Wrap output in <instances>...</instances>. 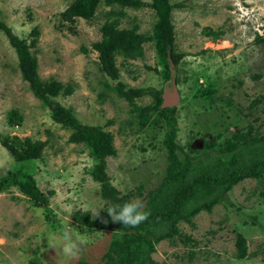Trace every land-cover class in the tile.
Listing matches in <instances>:
<instances>
[{"label": "rangeland", "instance_id": "1", "mask_svg": "<svg viewBox=\"0 0 264 264\" xmlns=\"http://www.w3.org/2000/svg\"><path fill=\"white\" fill-rule=\"evenodd\" d=\"M139 1L140 9L124 10L126 17L120 28L135 25L139 34L148 36L156 22L155 13L149 7L151 0ZM72 2L0 0V18L27 43L34 38L32 32L39 31L31 49L37 58L39 78L71 86V95L54 100L72 109L82 124L100 126L112 134L117 155L106 159L110 182L122 194L130 193L131 201L144 202L145 196L166 178L167 153L161 143L164 131L154 126L140 129L126 101L114 93H105L101 98L98 95L104 90L103 82L169 91L170 82L159 75L161 67L157 66L151 42L143 44L141 59L116 58L117 80L105 76L99 70L98 54L92 44L100 40L102 13L109 9H98L92 20L76 18L69 26L61 21L60 13ZM170 2L183 3L171 13L174 46L181 55L175 141L188 153V146L202 152L205 142L211 141L215 147L237 133L252 138L263 136L264 0ZM208 31H221L223 35L212 41L205 35ZM196 81L201 88L210 85L215 90L209 98L212 104L202 95L195 96ZM150 101L145 96L135 102L148 105ZM13 112L21 118L15 125L9 120ZM69 134L51 120L49 109L28 89L5 32L0 31V135L45 144L41 158L31 164V173L47 199V208H43L16 188L0 192V264H79L82 259L90 264L103 262L111 241V226L105 215L112 206L100 198L99 186L88 173L93 161L87 149L69 143ZM207 152L216 154L218 149ZM24 166L16 163L0 144V179ZM206 200L201 198L195 204L200 210L192 225L179 222V235L155 244L150 254L152 262L264 264V174L227 189L210 212L205 208ZM94 210L98 215H93ZM78 212L89 213L105 232L89 234L84 227L68 229ZM53 220L63 225L62 232L66 234L52 230ZM51 236L56 237L55 247ZM239 237L244 240L245 251L241 260L237 258ZM65 246H73L71 254L62 251Z\"/></svg>", "mask_w": 264, "mask_h": 264}, {"label": "trees", "instance_id": "2", "mask_svg": "<svg viewBox=\"0 0 264 264\" xmlns=\"http://www.w3.org/2000/svg\"><path fill=\"white\" fill-rule=\"evenodd\" d=\"M141 6L142 3L139 0H73L66 10L60 13V19L70 23L69 26H71L76 18L92 20L98 9L108 8L107 12L102 13L104 21L100 26V40L92 44L98 54L99 70L111 80H117L119 69L116 66V58L120 57L123 61L141 59L144 55L143 44L151 42L154 46L157 66L161 67L159 75L166 83L169 82L170 64H172L175 70V83L178 85L177 74L181 55L176 52L174 46L175 36L171 13L174 8L182 7L183 3L173 5L170 0H151L149 7L155 13L156 22L151 35L148 36L139 34L135 25H132L130 29L120 28L121 21L126 17L124 10H137ZM68 28L71 30V27ZM0 31L5 32L9 45L16 55L21 78L28 83V89L49 109L51 120L70 132L68 142L83 145L87 149L93 161L88 173L92 181L99 186L100 198L111 206L130 202L131 194H122L113 187L106 172V159L117 155L112 134L100 126L82 124L72 109L59 105L54 100L60 95L64 97L71 95L73 92L71 86L54 79L42 81L39 78L37 58L31 52V49L35 47L39 31L35 29L31 35L34 38L27 43L15 36L1 18ZM205 35L215 41L223 35V32L208 31ZM153 70L156 72L157 69ZM195 84L197 85L198 81ZM102 85L104 90L99 93L98 98L104 97L105 93H114L127 102L130 114L140 129L154 126L164 131L161 143L167 153L168 165L163 183L144 198V211L149 214L146 221L137 227L128 228L121 223L113 222L106 213L105 219L111 226V241L101 264H154L150 254L154 251L155 244L166 239L171 240L179 235V222L192 225L193 218L200 210L195 204L201 198L207 199L205 208L207 212H210L212 206L222 199L227 189L246 178H259L264 174V135L252 138L249 135L237 133L231 140H226L215 147L213 142H205L202 152L188 146L186 147L188 153H184V149L175 141L178 132L176 107L160 108L163 90H155L152 87L132 88L121 82L115 85L103 82ZM213 94L215 90L210 85L206 88L196 86L195 96L202 95V98L210 104L212 102L209 98ZM145 96H149L150 103L137 105L136 99ZM10 118L11 125L20 123L21 118L15 112L10 114ZM0 144L16 163L25 165L21 170H15L0 179V192L16 188L36 206L47 208V199L41 195L31 173V164L41 158L45 144L38 141L32 142L28 138L10 139L2 135H0ZM210 148L218 149V152L210 155L207 152ZM178 152L182 154V157ZM50 227L61 235L66 234L62 232L64 227L58 221L53 220ZM80 227H84L89 234L105 232L100 224L98 225L90 218L89 213H75L73 221L67 225V228L72 231ZM243 242V238L239 237L237 252L239 260L245 256ZM79 264L90 263L82 259Z\"/></svg>", "mask_w": 264, "mask_h": 264}, {"label": "clouds", "instance_id": "3", "mask_svg": "<svg viewBox=\"0 0 264 264\" xmlns=\"http://www.w3.org/2000/svg\"><path fill=\"white\" fill-rule=\"evenodd\" d=\"M144 208V202L136 199L123 205H114L108 208L107 214L113 222L121 223L128 228H134L148 219L149 214L144 211ZM93 215H98V210H94ZM50 241L53 243V247H55L56 237L51 236ZM72 248L73 246H65L62 251L65 254H71Z\"/></svg>", "mask_w": 264, "mask_h": 264}, {"label": "water", "instance_id": "4", "mask_svg": "<svg viewBox=\"0 0 264 264\" xmlns=\"http://www.w3.org/2000/svg\"><path fill=\"white\" fill-rule=\"evenodd\" d=\"M171 71H170V91L168 88H164L162 92V103L160 108L161 109H168L176 107L180 102V95L177 89V85L175 83L174 78V66L170 64Z\"/></svg>", "mask_w": 264, "mask_h": 264}]
</instances>
